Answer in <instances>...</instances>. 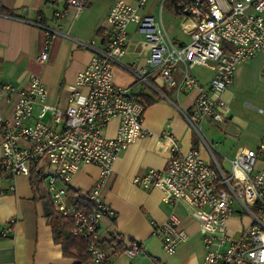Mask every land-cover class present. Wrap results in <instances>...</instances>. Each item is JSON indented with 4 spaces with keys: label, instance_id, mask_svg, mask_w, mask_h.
<instances>
[{
    "label": "built area",
    "instance_id": "1",
    "mask_svg": "<svg viewBox=\"0 0 264 264\" xmlns=\"http://www.w3.org/2000/svg\"><path fill=\"white\" fill-rule=\"evenodd\" d=\"M170 1L177 13L188 10L183 17L189 24L186 31L189 42L182 44L170 38L160 17L141 15L139 10L147 0H134V3L116 0L108 11L109 31L102 42L98 44L94 38L77 41L92 54L70 86L66 107L50 105L40 78L31 76L28 88L16 92L12 117L9 120L0 117V174L28 175L31 165L46 160L51 169L43 176V183L55 210L71 222L72 234L87 241L94 263H110L111 255L117 252L107 251L98 239V231L100 220L113 216L114 211L102 200L99 187L111 173L119 153L150 133L144 126V101L131 86L113 81L112 68L125 53L130 38L127 27L134 23L149 49L144 65L126 66L134 84L152 86L165 97L150 81L151 75L157 74L168 88L197 90L191 109L175 107L198 135L209 161L200 156L195 146L182 151L173 135L164 131L159 135L168 144L164 168L149 169L145 175L135 176L132 182L159 189L168 204L185 206L202 231L204 255L198 264H264V134L255 149L240 147L230 160L229 170H225L200 127L204 118L216 122L226 119L229 106L222 92L230 85L236 66L257 53H264V0ZM85 5L86 0H63V6L53 12V19L58 22L69 7L77 16ZM43 30L45 40L40 61L47 59L50 39L58 33L48 27ZM179 66L182 74L177 81L174 72ZM195 66L213 71L206 88L191 73ZM14 92L12 86L0 84L3 97ZM35 105H39L36 115ZM47 113L59 129L43 121ZM113 119L117 120L116 131L108 137L104 129ZM81 164L96 165L99 180L89 192L70 196L66 182ZM69 197L89 200L93 211L84 212L68 202ZM230 217L244 222L237 229H230ZM152 226L168 255L175 254L178 246L189 238L174 212L162 223L152 222ZM9 232L6 228L1 235ZM123 252L129 258L138 254L149 256L147 248L137 240L128 242ZM149 259L150 264H167L157 256L150 255Z\"/></svg>",
    "mask_w": 264,
    "mask_h": 264
},
{
    "label": "crops",
    "instance_id": "2",
    "mask_svg": "<svg viewBox=\"0 0 264 264\" xmlns=\"http://www.w3.org/2000/svg\"><path fill=\"white\" fill-rule=\"evenodd\" d=\"M115 1L86 0L84 10L77 16H74V9L69 7L64 17L56 22L53 12L63 6V0H0V84L10 85L15 90L8 97L0 94L1 118L9 120L12 117L16 92L28 88L32 75L40 78L46 89V101L50 105L59 108L67 106L70 86L92 54L79 46L77 41L94 38L98 44L102 42L109 31L106 17ZM124 1L134 3V0ZM164 10L172 17L171 22L180 18L178 34H173L177 27L174 23L166 25L164 22ZM139 13L160 17L170 38L182 44L189 42L186 32L189 24L183 25V16L186 14L177 13L170 0H165L162 4L161 0H147ZM43 27L54 29L58 33L50 39L47 59L40 61L39 54L45 40ZM127 31L130 38L125 53L112 68L113 81L117 85L131 86L132 91L144 103L146 98L153 100L144 109V126L150 133L131 142L119 153L111 173L99 187L102 200L114 211V215L100 220L98 239L109 253L116 251L118 243L124 249L128 242L137 240L147 248L149 256H157L167 264H198L204 255L202 231L185 206L182 203L175 206L168 204L163 201L159 189L132 182L135 176H143L149 169L164 168L168 144L164 137L159 136L164 131L173 135L182 151L195 146L200 156L209 161L208 152L198 135L175 107L178 105L184 110L191 109L197 90L168 88L157 74H152L150 81L165 97L152 86L134 84L133 75L126 66L144 65L149 49L144 45V38L137 31L136 24L130 23ZM195 67L199 70L194 72ZM195 67L191 69V73L206 88L213 77V71L205 66ZM181 74L179 66L174 72L177 81ZM242 96H252V101L264 103V53H257L236 66L230 85L222 92V97L229 106L226 119L217 122L225 124L223 129L215 127L216 121L209 118H204L200 123V127L204 126L210 134V142L220 165L223 161L230 166V160L240 147L255 149L259 137L264 134V130L252 127L233 113V102L240 100ZM248 103V100L244 101V105ZM256 109L264 113L261 108ZM38 111L39 105H35L34 115ZM43 121L52 128H60L53 123L48 113ZM116 127L117 120H111L104 129V135L114 136ZM240 130L249 138L247 143H241L237 139ZM34 166H30L28 175L10 177L0 174V264H74L78 260L63 256L61 245L54 241L52 228L45 214L46 207L52 200L43 183V176L51 167L46 160ZM33 170L40 172L41 180H36L34 184L31 183ZM98 180L99 168L96 165L81 164L66 185L75 193H87L95 187ZM68 202L73 203V198L69 197ZM171 212L179 216L181 227L187 230L189 238L178 246L175 254L168 255L162 250L152 222H164ZM243 222L244 219L236 217L228 220L230 229H237ZM6 228L10 232L2 236L1 231ZM149 256L138 254L129 258L121 251L117 255H111L109 264H150ZM84 264L96 263L91 261Z\"/></svg>",
    "mask_w": 264,
    "mask_h": 264
},
{
    "label": "trees",
    "instance_id": "3",
    "mask_svg": "<svg viewBox=\"0 0 264 264\" xmlns=\"http://www.w3.org/2000/svg\"><path fill=\"white\" fill-rule=\"evenodd\" d=\"M152 99L146 98L145 106L152 103ZM34 168L35 166L32 165ZM40 180V172L36 173L33 170V176H31V183ZM68 193L74 195L75 192L68 188ZM51 200V199H50ZM73 203L76 204L80 209L86 213L93 211V204L89 200L83 198L73 199ZM45 214L48 218V222L51 225L54 241L61 245L62 254L66 257H72L78 261L74 264H84L92 261V257L88 252L87 241L80 236L74 235L71 232V222L63 216L60 212L55 210L52 201L46 207ZM124 249L117 244L116 252H121Z\"/></svg>",
    "mask_w": 264,
    "mask_h": 264
},
{
    "label": "rangeland",
    "instance_id": "4",
    "mask_svg": "<svg viewBox=\"0 0 264 264\" xmlns=\"http://www.w3.org/2000/svg\"><path fill=\"white\" fill-rule=\"evenodd\" d=\"M163 17H164V22L166 23V25H168L169 23L171 24L174 23L173 25L177 26L173 34H178L180 18H176L175 20H173V22H171L172 17L169 16V14L166 13L165 10L163 11ZM185 24L186 23L184 22L183 25ZM197 70H199L198 67H195L193 69L194 72ZM240 98H241L240 100H235L232 104L233 113L236 114L238 117H241L243 120H246L249 123V125H251L252 127H256L257 129L264 130V113H260L256 109V107H259L262 110H264V103L252 101V96H249V97L242 96ZM245 100L249 101L248 105H244ZM224 125L225 124H221L217 122L214 123V126L218 127L219 130L223 129ZM201 129L203 130V134L207 137V139L211 140L210 134L208 133V131H206L204 126H202ZM237 137H238L237 139L241 143H247V141H249V138H247V135L243 133L242 130L238 132ZM221 166L224 169L229 170V165L223 161H221Z\"/></svg>",
    "mask_w": 264,
    "mask_h": 264
},
{
    "label": "water",
    "instance_id": "5",
    "mask_svg": "<svg viewBox=\"0 0 264 264\" xmlns=\"http://www.w3.org/2000/svg\"><path fill=\"white\" fill-rule=\"evenodd\" d=\"M184 13H185V14H188V10H185Z\"/></svg>",
    "mask_w": 264,
    "mask_h": 264
}]
</instances>
